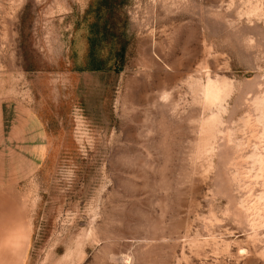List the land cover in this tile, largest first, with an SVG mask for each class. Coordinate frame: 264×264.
Segmentation results:
<instances>
[{"label":"rangeland","instance_id":"374dc122","mask_svg":"<svg viewBox=\"0 0 264 264\" xmlns=\"http://www.w3.org/2000/svg\"><path fill=\"white\" fill-rule=\"evenodd\" d=\"M0 264H264V0H0Z\"/></svg>","mask_w":264,"mask_h":264},{"label":"crops","instance_id":"0c3cea01","mask_svg":"<svg viewBox=\"0 0 264 264\" xmlns=\"http://www.w3.org/2000/svg\"><path fill=\"white\" fill-rule=\"evenodd\" d=\"M30 126H31V128L35 131V128L32 126V124H31V120H30V124H29ZM31 154H33V149H32V152H31ZM33 157H34V155H33Z\"/></svg>","mask_w":264,"mask_h":264}]
</instances>
